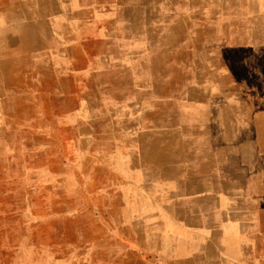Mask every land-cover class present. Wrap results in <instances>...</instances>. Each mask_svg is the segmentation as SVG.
<instances>
[{
  "label": "rangeland",
  "instance_id": "obj_1",
  "mask_svg": "<svg viewBox=\"0 0 264 264\" xmlns=\"http://www.w3.org/2000/svg\"><path fill=\"white\" fill-rule=\"evenodd\" d=\"M0 264H264V0H0Z\"/></svg>",
  "mask_w": 264,
  "mask_h": 264
}]
</instances>
